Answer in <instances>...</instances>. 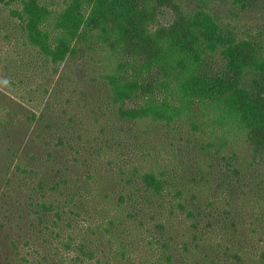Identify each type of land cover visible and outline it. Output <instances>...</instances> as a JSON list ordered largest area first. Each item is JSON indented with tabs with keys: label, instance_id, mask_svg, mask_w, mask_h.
<instances>
[{
	"label": "trees",
	"instance_id": "16d2710c",
	"mask_svg": "<svg viewBox=\"0 0 264 264\" xmlns=\"http://www.w3.org/2000/svg\"><path fill=\"white\" fill-rule=\"evenodd\" d=\"M0 264H264V0H0Z\"/></svg>",
	"mask_w": 264,
	"mask_h": 264
},
{
	"label": "rangeland",
	"instance_id": "374dc122",
	"mask_svg": "<svg viewBox=\"0 0 264 264\" xmlns=\"http://www.w3.org/2000/svg\"><path fill=\"white\" fill-rule=\"evenodd\" d=\"M168 18L170 19V16H169V14H166V13L163 14V15L161 16V20H162V21H165V20H167Z\"/></svg>",
	"mask_w": 264,
	"mask_h": 264
}]
</instances>
